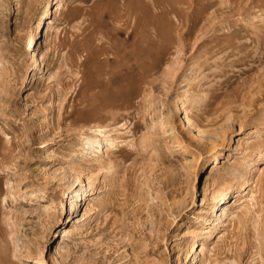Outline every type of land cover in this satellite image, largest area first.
<instances>
[{
	"label": "rangeland",
	"instance_id": "374dc122",
	"mask_svg": "<svg viewBox=\"0 0 264 264\" xmlns=\"http://www.w3.org/2000/svg\"><path fill=\"white\" fill-rule=\"evenodd\" d=\"M135 1L0 0V264H264V0Z\"/></svg>",
	"mask_w": 264,
	"mask_h": 264
},
{
	"label": "bare ground",
	"instance_id": "6f19581e",
	"mask_svg": "<svg viewBox=\"0 0 264 264\" xmlns=\"http://www.w3.org/2000/svg\"><path fill=\"white\" fill-rule=\"evenodd\" d=\"M102 1L103 2H112L113 0H102ZM135 2H136L135 0H125V3L123 5V9L125 10V12H137L138 9L136 7H138V6ZM146 9H148V6H143L141 8V11L136 15L137 16L136 19H137L138 23H141L144 21V19H145V12L144 11H146ZM163 12L166 13V11H163ZM150 25L155 28V30H156L155 34L152 33V31H151L152 28L148 26V28H145L143 30V32L138 36V38L132 37L133 40L130 43L127 42V41H129L128 39L125 40L126 44L128 43V45L126 46L127 48L125 49L124 52H121V50L116 49L115 57H114L113 61H114L115 67L117 68L118 71H124L123 75H122L123 78L127 77V76H124V74L126 75L135 69H137L140 78L146 76L156 62L153 60L148 61V62H144V59L151 58L154 55L155 51L159 55H163L164 53L167 52V46H168L167 44H165V46H160V48L157 50H155V48L154 49L152 48L154 46V44H156V40H158L159 38H163L164 35H163V32L160 29L158 24H154L153 22H151ZM48 29H49V24L47 23L46 28H44V34L43 35L48 33ZM40 31H42V29ZM109 47H113V44H110ZM96 49L97 48H93V50L91 52V55H90L91 62H95V59L97 57V54H98L97 51H99L98 50L99 48L97 50ZM140 51H142V57L141 58L143 60H136V59L131 60L130 59L133 55H135L136 53H138ZM120 60L122 61V63H120ZM263 73L261 76H258L255 79H251L250 81H242L239 84V86L242 87L241 88V90H242L241 94L237 93L236 91H233L232 95L234 97L238 96V98L235 100L232 97V98H228L225 101H222V110L226 111V112H235L237 109H240L239 108L240 106L244 107V106L252 105V108H250V109L243 108L244 117H247L248 115H249V117H251V115H253V113H254L253 109L258 110L256 105H254V101L260 97H264V74ZM110 95H111V98H113L115 96L114 94H110ZM109 101H110V98H109ZM235 102H238L239 107L235 104ZM252 111H253V113H252ZM241 112H242V110H241ZM93 141L97 145H95L94 142H92L90 148L93 152L94 151L97 152L100 150L99 149L100 144L96 140H93ZM112 142L113 141L111 139L106 140V146L111 145ZM261 185H262L261 188L264 191V182ZM238 194H239L238 197L240 199L245 198L246 196H249L250 199L254 198V196H252V194H253L252 191H250V190L248 191L247 189L240 191ZM262 197L264 198V194L262 195ZM240 199H237V200H240ZM260 202H262V200ZM242 205H243V202L236 207H241ZM46 209H48V208H46ZM204 237H205V235H204ZM194 246H195V244H194ZM202 250L203 249L200 248V251H202Z\"/></svg>",
	"mask_w": 264,
	"mask_h": 264
}]
</instances>
